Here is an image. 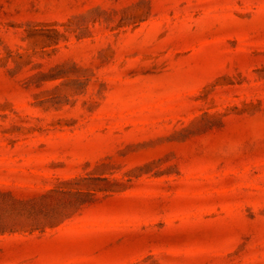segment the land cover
Returning a JSON list of instances; mask_svg holds the SVG:
<instances>
[{"label":"rangeland","instance_id":"rangeland-1","mask_svg":"<svg viewBox=\"0 0 264 264\" xmlns=\"http://www.w3.org/2000/svg\"><path fill=\"white\" fill-rule=\"evenodd\" d=\"M0 264H264V0H0Z\"/></svg>","mask_w":264,"mask_h":264}]
</instances>
